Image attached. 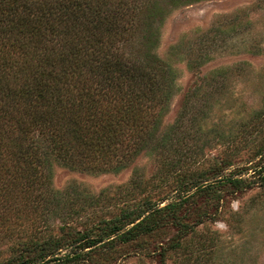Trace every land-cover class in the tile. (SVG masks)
<instances>
[{"label":"rangeland","instance_id":"rangeland-1","mask_svg":"<svg viewBox=\"0 0 264 264\" xmlns=\"http://www.w3.org/2000/svg\"><path fill=\"white\" fill-rule=\"evenodd\" d=\"M145 5L123 49L135 55L149 49L171 72L170 97L149 113L154 138L172 131L168 148L154 147L150 129L145 147L124 140L104 159L77 156L67 164L49 157L50 197L37 204L34 196L19 195L8 203L11 211L0 212V264L16 255L18 244L64 240L69 232L89 238L126 211L177 201L183 182L221 163L220 179L246 180L237 190L223 186L219 200L190 201L187 230L162 219L126 242L104 238L86 259V239L52 257L61 264H264V183L245 171L264 142V0L175 6L161 0L162 11L149 18Z\"/></svg>","mask_w":264,"mask_h":264},{"label":"trees","instance_id":"trees-1","mask_svg":"<svg viewBox=\"0 0 264 264\" xmlns=\"http://www.w3.org/2000/svg\"><path fill=\"white\" fill-rule=\"evenodd\" d=\"M197 1L166 0L174 6ZM142 2L149 4L147 18L162 11L161 0H0V212L11 211L8 203L19 195L34 196L37 204L50 197L49 157L67 164L77 156L104 159L124 140L145 147L143 134L150 129L154 147L168 148L172 131L154 138L149 113L170 97L171 72L149 49L138 55L123 49L138 29ZM263 151L264 142L254 156L260 158L245 171L264 183ZM225 169L221 163L210 174L192 176L177 201L126 211L97 225L89 238L69 232L64 240L18 244L16 255L2 264H61L54 253L85 239L82 250H89L79 257L86 259L104 238L126 242L162 219L185 231L190 201L219 200L223 186L242 187L246 179L240 176L219 178Z\"/></svg>","mask_w":264,"mask_h":264}]
</instances>
